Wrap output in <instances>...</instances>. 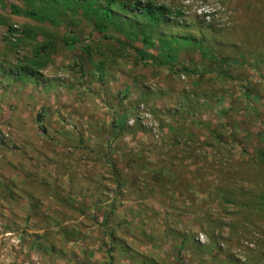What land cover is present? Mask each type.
<instances>
[{"label": "rangeland", "instance_id": "1", "mask_svg": "<svg viewBox=\"0 0 264 264\" xmlns=\"http://www.w3.org/2000/svg\"><path fill=\"white\" fill-rule=\"evenodd\" d=\"M133 1L0 0V264H264V0Z\"/></svg>", "mask_w": 264, "mask_h": 264}, {"label": "trees", "instance_id": "2", "mask_svg": "<svg viewBox=\"0 0 264 264\" xmlns=\"http://www.w3.org/2000/svg\"><path fill=\"white\" fill-rule=\"evenodd\" d=\"M117 2L118 0H88L87 4L89 7L87 9H90V12L95 10L99 13V19L98 21H95L94 24L96 28L101 32H104L107 24L114 21L115 19H120L121 15L119 14V12L112 8V6ZM123 7H125L124 9L129 11L133 9V13L146 18L150 25H157L159 21H162L164 18V11L167 10L165 5L163 4L154 5L151 2H146L143 4L139 0H134L132 4H126ZM74 41H76V39H74ZM140 56L142 58L141 54ZM36 121L40 125L41 130L44 131V127L41 125V114L37 113ZM256 198L260 199L261 201L262 199L264 200V193H261ZM258 206L260 205L258 204Z\"/></svg>", "mask_w": 264, "mask_h": 264}]
</instances>
